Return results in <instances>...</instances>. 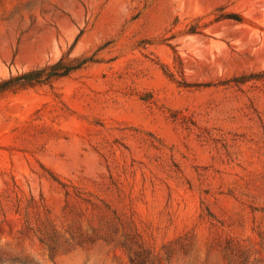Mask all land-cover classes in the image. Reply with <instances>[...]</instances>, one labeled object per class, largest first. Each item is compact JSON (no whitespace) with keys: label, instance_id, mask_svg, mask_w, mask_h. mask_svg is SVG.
<instances>
[{"label":"rangeland","instance_id":"1","mask_svg":"<svg viewBox=\"0 0 264 264\" xmlns=\"http://www.w3.org/2000/svg\"><path fill=\"white\" fill-rule=\"evenodd\" d=\"M0 264H264V0H0Z\"/></svg>","mask_w":264,"mask_h":264},{"label":"trees","instance_id":"2","mask_svg":"<svg viewBox=\"0 0 264 264\" xmlns=\"http://www.w3.org/2000/svg\"><path fill=\"white\" fill-rule=\"evenodd\" d=\"M89 59L69 60L63 55L56 63L43 68L31 70L20 75L10 76L0 81V94L14 91L25 87L45 84L52 80L68 76L70 73L80 69Z\"/></svg>","mask_w":264,"mask_h":264}]
</instances>
